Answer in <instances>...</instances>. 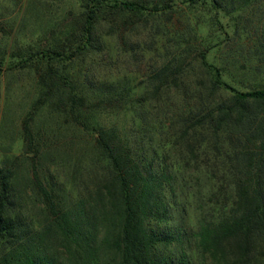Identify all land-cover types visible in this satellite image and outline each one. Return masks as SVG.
<instances>
[{
  "label": "trees",
  "instance_id": "16d2710c",
  "mask_svg": "<svg viewBox=\"0 0 264 264\" xmlns=\"http://www.w3.org/2000/svg\"><path fill=\"white\" fill-rule=\"evenodd\" d=\"M260 1L75 0L60 25L39 26L22 148L45 220L30 226L16 170L0 165V264H264V87H232L201 51L212 81L194 97L182 91L195 101L181 111L169 93L190 64L174 56L135 87L94 68L114 43L135 55L139 24L180 4L238 17ZM221 91L227 100H215ZM43 113L51 122L36 124ZM51 161L68 165L75 199L45 176Z\"/></svg>",
  "mask_w": 264,
  "mask_h": 264
},
{
  "label": "rangeland",
  "instance_id": "374dc122",
  "mask_svg": "<svg viewBox=\"0 0 264 264\" xmlns=\"http://www.w3.org/2000/svg\"><path fill=\"white\" fill-rule=\"evenodd\" d=\"M74 3L75 0H0V61H3L0 68V165L16 170V188L23 200V213L36 230L43 225L45 215L42 205L27 187L25 179L31 156L22 148L23 121L38 96L35 68L28 64V56L34 55L42 45L45 47V43L38 42L39 26L49 27L55 22L60 25L68 5ZM169 16L147 18V23L141 22L138 30L132 32V45H138L135 55H120L114 43L111 56L100 62L101 66L95 62L94 68L135 87L141 86L155 68L174 56L186 66L190 64L181 89L178 88V92L171 89L169 93V102L177 104L181 111L195 101L190 96L183 98L182 91L194 97L212 81L211 73L202 65L201 51L232 87L240 91L264 87V54L260 48L264 39V0L238 17L235 14L215 16L209 6L202 4H180ZM22 61H26V66L21 67ZM229 96V92L221 91L215 95V100H227ZM45 115L39 114L36 124L50 123ZM121 122L122 118L117 119V124ZM125 122L127 127L131 125L129 118ZM201 138L206 141L203 134L198 135V140ZM211 162L205 160L200 164L206 167L211 166ZM47 163L49 171L45 176L50 173L56 177L72 200L75 199L77 188L67 182L68 165L58 163L62 165L59 167L55 162ZM94 175L91 178H95Z\"/></svg>",
  "mask_w": 264,
  "mask_h": 264
}]
</instances>
